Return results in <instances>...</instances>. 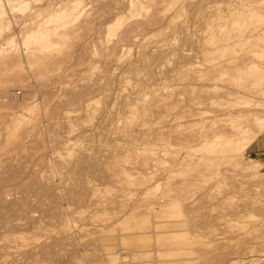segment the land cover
Here are the masks:
<instances>
[{
  "label": "rangeland",
  "instance_id": "374dc122",
  "mask_svg": "<svg viewBox=\"0 0 264 264\" xmlns=\"http://www.w3.org/2000/svg\"><path fill=\"white\" fill-rule=\"evenodd\" d=\"M47 1L74 0L0 31V264H264V132L252 176L199 152L224 109L264 102V0H78L23 52Z\"/></svg>",
  "mask_w": 264,
  "mask_h": 264
},
{
  "label": "bare ground",
  "instance_id": "6f19581e",
  "mask_svg": "<svg viewBox=\"0 0 264 264\" xmlns=\"http://www.w3.org/2000/svg\"><path fill=\"white\" fill-rule=\"evenodd\" d=\"M43 0H0V31L3 30L2 28H9L8 22L5 21V16L7 15V13H23V12H27V10H32V6H39V4L43 3ZM45 2V0H44ZM71 2V1H70ZM47 3L50 5H45L46 9H50L48 11V14L46 16V20L44 23L36 26V28L34 30H32V32H27L26 34L22 35V42H21V49L23 52L28 51V49L30 47H33L31 45H35L38 48L40 47L41 49H43V51L45 50H51L53 49V44L52 42H50L51 36L53 35L55 37L57 29L60 26H63V24H66V21L69 22V20L72 21H77L78 18L76 17L77 15H79L77 13V10L80 11V9H78L81 5V2L78 0H74L70 3H68L66 5L65 1L62 2V5L56 4V5H52L50 3H52V1ZM65 3V4H63ZM140 1L139 0H134V1H129L128 2V13L132 14L134 7L136 5H139ZM47 12V10H45ZM254 15V14H251ZM251 15L248 14L247 15V20L249 23H251V20H253V16L251 18ZM18 17V16H17ZM246 17V16H245ZM254 17H258L255 16ZM254 18V19H255ZM260 19V17H259ZM237 20V19H236ZM256 22L258 21V19H255ZM235 21V20H234ZM117 23L121 22V19L118 18V21H116ZM255 22V21H254ZM259 22V21H258ZM257 22V23H258ZM238 23V22H237ZM256 23V24H257ZM240 24V23H239ZM65 26V25H64ZM63 26V27H64ZM234 26V24H233ZM242 26V25H241ZM244 26V25H243ZM251 27V26H250ZM234 28V27H233ZM246 28V27H245ZM258 28V26H257ZM256 27L253 29H248L249 33L253 32L255 29H257ZM261 28V27H259ZM236 29V28H234ZM238 29V28H237ZM31 30V29H30ZM264 30V28L262 29ZM242 32V31H241ZM238 33V32H237ZM255 33V32H253ZM262 33V31L260 32ZM264 33V32H263ZM244 34V33H243ZM21 35V34H20ZM247 35V34H246ZM261 34H259L260 36ZM224 36V35H223ZM236 36V35H235ZM254 36V35H253ZM252 36V37H253ZM256 36V34H255ZM52 37V38H54ZM239 37V36H238ZM244 37V36H243ZM258 37V36H257ZM241 38V37H240ZM251 38V36L249 37ZM258 38H264V34L262 35V37H258ZM230 39V38H229ZM256 39V38H255ZM245 40V39H244ZM263 40V39H262ZM261 40V41H262ZM238 41V40H237ZM258 41V40H257ZM260 41V42H261ZM248 42V41H247ZM250 42V41H249ZM248 42V43H249ZM20 43V42H19ZM214 43V42H213ZM15 44V40L10 39L7 40V43L5 44L6 46L8 45V47L10 49H12L11 47H14ZM244 44V43H243ZM212 45V44H211ZM215 45H216V41H215ZM242 45V43H241ZM245 45V44H244ZM11 46V47H10ZM34 46V48L36 49V47ZM55 46V45H54ZM214 46V45H213ZM263 46V45H262ZM220 47V46H219ZM9 49V50H10ZM33 49V48H32ZM214 49V48H213ZM217 49V48H216ZM219 49V48H218ZM223 49V48H222ZM226 49V48H225ZM229 49V48H228ZM2 49H0L1 51ZM30 50V49H29ZM215 50V49H214ZM32 51V50H31ZM38 51V50H37ZM212 51V50H211ZM222 51V50H221ZM225 51V50H224ZM3 52V51H2ZM7 52V50H6ZM6 52H4V55L6 54ZM47 52V51H46ZM210 52V51H209ZM253 52V51H252ZM27 53V52H26ZM31 53V52H30ZM254 53V52H253ZM1 55V54H0ZM3 55V53H2ZM24 55V54H23ZM28 55V54H27ZM32 55V54H31ZM30 55V56H31ZM214 55V54H213ZM217 55V54H216ZM225 55V54H223ZM222 55V56H223ZM35 56V55H34ZM212 56V55H211ZM220 56V55H219ZM235 56V55H234ZM3 57V56H2ZM1 57V58H2ZM26 57V56H25ZM41 57V56H40ZM184 57V56H183ZM218 57V55H217ZM229 57V56H228ZM231 57V56H230ZM6 58V57H4ZM38 58V57H37ZM26 59H30V58H26ZM214 59V58H213ZM227 59V58H226ZM241 59V58H240ZM206 62V61H205ZM209 62V61H208ZM216 62V61H215ZM230 62V61H229ZM222 63V62H221ZM234 63V61H233ZM224 64V63H223ZM231 64V63H230ZM235 64H237L235 62ZM189 66V65H188ZM223 66V65H222ZM227 66V65H226ZM252 66V65H251ZM215 67V66H214ZM225 68V66H223ZM254 67V65H253ZM251 68V70H253L254 68ZM213 68V67H212ZM227 68V67H226ZM247 68L249 69L250 67L247 66ZM256 68V67H255ZM214 69V68H213ZM218 68H216L217 70ZM257 69V68H256ZM219 70V69H218ZM239 69L236 70V72H238ZM250 70V69H249ZM260 71V69H258ZM257 70V71H258ZM240 71V70H239ZM243 71V70H242ZM210 72V71H209ZM218 72V71H217ZM222 72V71H221ZM227 72V71H226ZM244 72V71H243ZM201 73V72H200ZM207 73V72H206ZM212 73V72H211ZM229 73V72H228ZM247 72V75L248 76ZM259 73V72H257ZM203 74V73H201ZM215 74V73H214ZM260 74V73H259ZM258 74V75H259ZM255 75V74H254ZM260 75H263V73H261ZM190 76V75H189ZM228 76V75H227ZM238 76V75H237ZM226 77V76H225ZM235 77V75H234ZM261 77V76H260ZM217 78V77H216ZM242 78V77H241ZM244 78V76H243ZM247 78V77H246ZM192 79V78H191ZM209 79V78H207ZM211 79V78H210ZM215 79V78H214ZM245 79V78H244ZM257 79V78H256ZM263 79H264V75H263ZM260 79V80H263ZM205 80V79H204ZM240 80V79H239ZM243 80V79H241ZM252 80V79H251ZM254 80V79H253ZM247 81V79H246ZM200 82V81H199ZM210 82V81H209ZM252 81H249L247 83H250ZM196 83V82H195ZM244 83V82H243ZM222 84V83H220ZM225 84V83H224ZM241 84V83H240ZM251 84V83H250ZM260 84H264L260 83ZM258 84V85H260ZM236 85V84H235ZM229 86V85H228ZM239 86V85H238ZM193 87V86H192ZM191 87V88H192ZM209 87V86H208ZM215 87V86H214ZM246 87V86H245ZM253 87V86H252ZM264 87V86H263ZM240 88H242L240 86ZM209 89V88H208ZM234 89V88H233ZM262 89V88H261ZM257 88V92H259V97H264V88L261 90ZM217 90V89H216ZM195 91V90H194ZM208 91V90H207ZM215 91V90H214ZM222 91V90H221ZM236 91V90H235ZM260 91H262L260 93ZM200 92V91H199ZM253 92V91H252ZM194 93V92H193ZM192 93V94H193ZM217 93V92H216ZM182 94V93H181ZM214 94V93H213ZM227 94V92H226ZM229 94V93H228ZM225 95V94H224ZM251 95V94H250ZM163 97V96H162ZM167 97V96H166ZM178 97V96H177ZM192 97V96H191ZM245 97V96H244ZM229 98V97H228ZM162 99V98H161ZM219 99V98H218ZM193 100V99H192ZM222 100V99H221ZM224 100V99H223ZM260 100V99H259ZM264 99L260 100L263 101ZM165 101V100H164ZM170 102V101H169ZM181 102V101H180ZM191 102V101H190ZM195 102V101H194ZM205 102V100L203 101ZM219 102V101H218ZM226 102V101H225ZM173 103V101H172ZM182 103V102H181ZM232 103V102H231ZM161 104V103H160ZM215 104V103H214ZM225 104V103H224ZM196 105V104H195ZM233 105V104H232ZM240 105V104H239ZM240 108H237L236 106L235 109L233 110H228V109H224L226 110V114L223 113V116L221 117V119H219L217 121V126H215L214 129H212L210 132H213V136L210 137V139H206L209 138L206 136L205 139H201L199 143H202L199 149V152H205L206 156H204V158L207 159V161L210 160L213 162H218V163H226L230 166H232L233 168L237 169L240 172H243L244 174H254V172L256 171V168L254 167L255 164H253V166L250 167H244L241 165L240 160L241 157L243 156L244 152L246 151V149L264 132V102H258V101H247L242 103ZM199 106V105H198ZM204 106V105H203ZM225 107V105H224ZM239 107V106H238ZM237 108V109H236ZM171 109V108H170ZM193 112V111H192ZM205 114V113H204ZM209 115V114H208ZM185 117V116H184ZM220 117V116H219ZM223 118V119H222ZM196 122V121H195ZM214 122V121H213ZM200 123V122H198ZM202 123V121H201ZM194 124V123H193ZM205 126V125H204ZM212 128V127H211ZM201 129V128H200ZM202 130V129H201ZM175 131V130H174ZM199 131V130H198ZM197 131V133H199ZM167 132V131H166ZM207 135V134H206ZM161 136V135H160ZM164 136V134H163ZM188 136V135H187ZM211 136V135H210ZM175 137V136H174ZM190 137V136H189ZM202 137V135H201ZM204 137V136H203ZM162 138H160L161 140ZM164 140V139H163ZM161 140V141H163ZM191 140V138H190ZM193 140V139H192ZM195 140V139H194ZM193 140V141H194ZM197 140V141H198ZM192 142V141H189ZM165 144V143H164ZM188 144V142L186 143ZM162 145V144H161ZM199 145V144H197ZM186 146V145H185ZM162 148H160V152H161V158L159 159L160 162L164 161L165 158H167V151L165 150V145L160 146ZM195 147V145L193 146ZM192 147V148H193ZM184 148V147H183ZM186 149V151L190 152L191 151V147H186L184 148ZM195 149V148H194ZM201 150V151H200ZM195 152V151H194ZM142 154V153H141ZM144 154V153H143ZM189 153H187L188 155ZM202 154V153H201ZM149 155V154H148ZM203 155H201L202 157ZM140 157V156H139ZM145 157V155H144ZM149 157V156H148ZM188 157V156H187ZM200 157V156H199ZM141 158V157H140ZM152 158V156H151ZM150 158V159H151ZM204 158L203 159L204 161ZM199 160V159H197ZM146 161V160H145ZM196 161V159H195ZM206 161V162H207ZM198 162V161H197ZM204 163V162H203ZM207 164V163H206ZM209 164H213V163H209ZM210 165V166H211ZM207 166V165H206ZM263 166V165H262ZM264 167V166H263ZM257 174V172L255 173ZM259 174V173H258ZM261 176L257 177L259 178V182L264 186V173L259 174ZM252 176V175H251ZM256 176V175H255ZM254 177V176H253ZM261 177V178H260ZM255 178V177H254ZM129 184V181L125 182ZM132 184V183H131ZM130 185V184H129ZM136 185V184H135ZM130 227V225H128ZM135 226V223L134 225ZM174 253L176 254L177 251H174ZM178 254V253H177Z\"/></svg>",
  "mask_w": 264,
  "mask_h": 264
},
{
  "label": "crops",
  "instance_id": "0c3cea01",
  "mask_svg": "<svg viewBox=\"0 0 264 264\" xmlns=\"http://www.w3.org/2000/svg\"><path fill=\"white\" fill-rule=\"evenodd\" d=\"M256 140H257V139H256ZM256 140H255V141H256ZM255 141H254V142H255ZM254 142H253V143H254ZM253 143H252V144H253ZM252 144H251V145H252ZM251 145H250L246 150H248V149L251 147ZM251 152L253 153V157H255V158H257V157L260 158V157L264 156V153L260 152V149H259V148H253V149H251Z\"/></svg>",
  "mask_w": 264,
  "mask_h": 264
},
{
  "label": "built area",
  "instance_id": "2783aa9c",
  "mask_svg": "<svg viewBox=\"0 0 264 264\" xmlns=\"http://www.w3.org/2000/svg\"><path fill=\"white\" fill-rule=\"evenodd\" d=\"M12 95V99L14 100V101H17L18 99H19V96L17 95V94H11ZM262 163H263V166H264V159L262 160Z\"/></svg>",
  "mask_w": 264,
  "mask_h": 264
}]
</instances>
